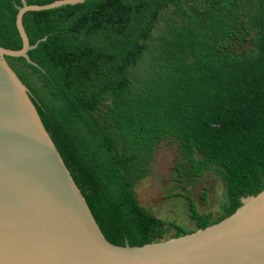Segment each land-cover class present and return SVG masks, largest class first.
<instances>
[{"label":"trees","instance_id":"16d2710c","mask_svg":"<svg viewBox=\"0 0 264 264\" xmlns=\"http://www.w3.org/2000/svg\"><path fill=\"white\" fill-rule=\"evenodd\" d=\"M220 1L84 0L21 17L30 45L44 38L27 51L37 67L4 59L111 244L204 228L264 188V0ZM14 5L20 0H0V47L9 50L21 47ZM229 36L250 48L224 50ZM171 138L185 164L178 175L212 169L225 202L212 220L189 201L194 229L171 222L165 238V223L138 205L132 188L155 146Z\"/></svg>","mask_w":264,"mask_h":264},{"label":"water","instance_id":"95a60500","mask_svg":"<svg viewBox=\"0 0 264 264\" xmlns=\"http://www.w3.org/2000/svg\"><path fill=\"white\" fill-rule=\"evenodd\" d=\"M84 0L27 5L14 26L18 50L0 47V264H264V188L239 198L220 221L140 246L109 243L65 168L20 82L4 57L37 67L27 56L26 11Z\"/></svg>","mask_w":264,"mask_h":264},{"label":"rangeland","instance_id":"374dc122","mask_svg":"<svg viewBox=\"0 0 264 264\" xmlns=\"http://www.w3.org/2000/svg\"><path fill=\"white\" fill-rule=\"evenodd\" d=\"M242 17L238 16V19ZM248 48V41L238 43L231 36L223 43V49L230 52H241ZM144 56L142 63L146 67L151 59L148 53ZM184 166L174 140L164 139L155 146L142 178L132 188L138 205L165 223V238L173 235V230L168 226L171 222L187 230L194 229L188 217L189 201L199 213H210L212 220L221 214L220 207L225 202L223 183L212 169L204 171L199 178L190 179L180 177L175 171L176 168L183 170ZM202 194H205L203 199Z\"/></svg>","mask_w":264,"mask_h":264}]
</instances>
